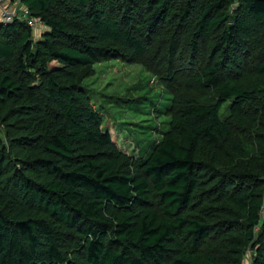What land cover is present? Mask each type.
I'll list each match as a JSON object with an SVG mask.
<instances>
[{
  "label": "trees",
  "instance_id": "trees-1",
  "mask_svg": "<svg viewBox=\"0 0 264 264\" xmlns=\"http://www.w3.org/2000/svg\"><path fill=\"white\" fill-rule=\"evenodd\" d=\"M21 2L45 29L0 21V264H264V0ZM112 60L162 90L117 99L131 154L84 85Z\"/></svg>",
  "mask_w": 264,
  "mask_h": 264
},
{
  "label": "rangeland",
  "instance_id": "rangeland-1",
  "mask_svg": "<svg viewBox=\"0 0 264 264\" xmlns=\"http://www.w3.org/2000/svg\"><path fill=\"white\" fill-rule=\"evenodd\" d=\"M44 29L34 31L35 39H40ZM152 75L143 70V67L139 64H128L121 60H112L106 61L98 64L95 67L94 75L85 81L84 85L88 88L92 95V100L95 105H104L106 111L103 112L104 118V129H108L114 140H119L118 145L120 148L131 154L132 150H135V145L132 139L124 137V131L122 134L119 133L120 130H117L116 127L119 123L124 122H135L131 115V111L126 110L127 106L123 102L119 101L122 105L118 103L117 99H134L141 96L143 91H138L133 93L129 90L138 83L146 84L149 81H152L150 86L147 89H152L149 96H157L162 93L161 86L156 84V80L152 79ZM130 92H129V91ZM116 97V98H114ZM117 100V101H116ZM143 106V105H141ZM103 110V109H102ZM124 110L128 111L127 113H117L123 112ZM130 112V113H129ZM153 115L148 116L150 119ZM146 117V118H148ZM154 124V121H149L144 123V125L151 126ZM126 131L130 128H135L131 125L124 126ZM127 140V141H126ZM125 141L128 143L125 144ZM122 146V147H121ZM250 254L246 260V264L250 263Z\"/></svg>",
  "mask_w": 264,
  "mask_h": 264
},
{
  "label": "built area",
  "instance_id": "built-area-1",
  "mask_svg": "<svg viewBox=\"0 0 264 264\" xmlns=\"http://www.w3.org/2000/svg\"><path fill=\"white\" fill-rule=\"evenodd\" d=\"M17 20L26 22L33 31L45 29L42 20L32 16L28 8L22 4L21 0H1L0 21L10 23Z\"/></svg>",
  "mask_w": 264,
  "mask_h": 264
},
{
  "label": "crops",
  "instance_id": "crops-1",
  "mask_svg": "<svg viewBox=\"0 0 264 264\" xmlns=\"http://www.w3.org/2000/svg\"><path fill=\"white\" fill-rule=\"evenodd\" d=\"M38 31V30H37Z\"/></svg>",
  "mask_w": 264,
  "mask_h": 264
}]
</instances>
